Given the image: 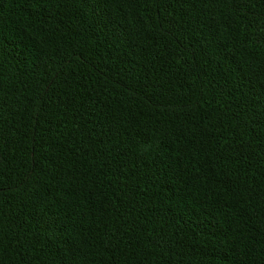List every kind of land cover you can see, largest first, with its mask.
<instances>
[{
	"label": "trees",
	"instance_id": "1",
	"mask_svg": "<svg viewBox=\"0 0 264 264\" xmlns=\"http://www.w3.org/2000/svg\"><path fill=\"white\" fill-rule=\"evenodd\" d=\"M0 264H264V0H0Z\"/></svg>",
	"mask_w": 264,
	"mask_h": 264
}]
</instances>
